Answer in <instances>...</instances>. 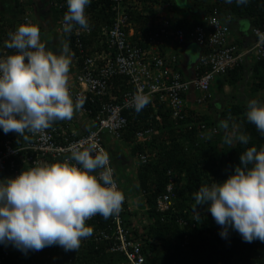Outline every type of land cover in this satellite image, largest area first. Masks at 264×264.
<instances>
[{
	"label": "clouds",
	"instance_id": "9594fccd",
	"mask_svg": "<svg viewBox=\"0 0 264 264\" xmlns=\"http://www.w3.org/2000/svg\"><path fill=\"white\" fill-rule=\"evenodd\" d=\"M40 2L43 5L42 9L46 7L49 10L48 0H40ZM174 2L183 7L188 0H174ZM225 2L231 4L233 0H225ZM235 2L239 6L246 5L249 0H235ZM90 3L91 0H67L63 28L58 27L59 21H57L56 24L50 25V30L54 29L58 34L63 31L68 35L73 34L74 29L90 31L89 19L85 12ZM107 3L111 6L109 0ZM15 9L10 6L6 8L0 2V10L7 13L12 11L10 16L12 19L18 15ZM187 10L190 16L194 12L190 7ZM198 12L201 22L197 24L203 25L205 30L207 29L205 18L209 16H215L227 26V38L236 45L238 51L246 46L249 47L254 41L251 32L253 27L264 29L263 23L252 24L246 14L232 16L230 13L216 12L207 15L202 10ZM158 15H165V12L160 11ZM159 20L154 26L159 24ZM167 22L171 33L159 45V55L161 57L175 55L170 68L179 72L184 79H190L198 63L202 45L188 33L185 34L186 31L176 27L169 19ZM176 30L183 32L181 41L173 35ZM5 39L0 44L2 50ZM144 42L143 47L149 46L148 38ZM187 44L195 46L197 53L194 54L192 64L182 67L180 57L186 52L183 48ZM6 47L15 51L0 58V128L5 134L13 132L27 141L30 136L44 133L58 121L71 120L74 114L83 108L85 100L81 97L73 99L70 91L72 52L67 41L62 42L58 51H55L52 44L41 41L39 26L26 22L20 24L10 34ZM263 57L256 58L253 52L244 55L238 68L240 67L244 73L245 84L248 77L252 80V84L258 80L255 75H251L253 78L246 75L245 68L249 65L252 70L253 64ZM225 73H216L214 76ZM211 82L206 98L199 103L193 100L198 95L193 89L183 94V97L189 101L187 108L192 109L197 106L196 108L201 111L210 101L214 103L216 98L226 97L220 94L212 98ZM230 85L234 87L238 83ZM150 103L155 110L157 105H160L170 114L169 109L157 99L151 101L150 96L144 94H135L128 102V106L136 113H140ZM247 103L245 113L247 121L264 135V103L255 99ZM170 117L174 121V127L181 126V121H184V117L178 121L171 115ZM230 119L229 117L219 120L218 127L226 131L230 127ZM195 120L192 126L186 123L183 126L189 129L196 127L194 130L198 138L207 137L217 130L213 124ZM200 124H204L205 128H201ZM231 127L233 131L226 132L223 142L229 147H233L237 141L247 144L251 137L246 133H239L234 123ZM137 131L145 132L142 137H138ZM137 131L128 146L118 136L113 137L103 132L105 151L95 144L83 150L72 148L69 150L70 156L62 162L34 167L22 171L15 177L1 178L0 243L11 244L9 247L11 256L17 254L16 248L26 253L28 250L40 251L45 247L58 245L65 251H78L81 242L90 236L93 240L101 241L98 239L101 229H96L94 227L96 222L91 221L97 215L104 219L110 218L109 226L113 225V217L119 214L122 222L136 223L133 229L137 230L142 229L141 217L152 220L149 214L144 213L148 208L145 190L138 186L136 174L141 162L139 158L130 155L128 149L132 143L148 140L156 132V128L148 126ZM131 158L134 159L135 169L132 171L129 170ZM125 165L128 166L129 171H124L127 168L124 167ZM169 174L173 177L172 172L168 170L167 179ZM124 175H128L127 182H131L132 178L137 179L138 192L129 191L131 189L123 182ZM162 193L165 192H159L154 199V209L157 212L160 210L156 208V199ZM169 198L171 204L168 208L173 209L170 195ZM194 201V211L197 212V205H209L213 219L221 226L222 237L226 238L231 228L238 232L245 242L251 243L254 240L264 242V148L259 150L255 147L247 148L242 152L240 164L235 166L234 172L223 182L201 186L194 194ZM199 219L197 215L195 220L199 221ZM102 242L105 244V241Z\"/></svg>",
	"mask_w": 264,
	"mask_h": 264
},
{
	"label": "trees",
	"instance_id": "16d2710c",
	"mask_svg": "<svg viewBox=\"0 0 264 264\" xmlns=\"http://www.w3.org/2000/svg\"><path fill=\"white\" fill-rule=\"evenodd\" d=\"M107 1L91 0L86 8L85 12L90 24L89 32L76 36L72 33L65 34L63 31L58 34L61 36L60 43L67 41L72 52L69 82L83 72L85 58L91 55L98 44V39L102 38L99 28L110 22L111 18L114 19V9ZM33 3V0H12V6L16 8L18 15L14 19L10 16L9 18L0 16V43L6 38L2 45L3 50L0 49V58L15 51L7 48L6 44L9 42L10 34L22 23L38 25L41 41L46 43L43 41L45 34L42 22H37L39 19L33 17V11L30 10ZM189 7L194 10L191 16L187 10ZM48 8V16H51L54 25L67 11V0H50ZM200 10L207 15L216 12L230 13L232 16L246 14L252 24L264 25V0H249L246 5L239 6L235 0L231 4L226 3L225 0H188L183 7L178 6L174 0H122L121 2V11L127 20L124 30L125 32L128 29L132 30L127 34V40L138 46L145 45L144 41L155 31L153 28L159 17L163 16L167 21L169 19L187 34L193 29V25L201 22L198 12ZM160 11H164L165 15L159 16ZM75 37L80 41V45L75 42ZM253 65L250 75L258 74L253 90L257 92L260 88L263 91L264 57ZM224 75L228 84L236 85L240 80H244V73L238 66ZM249 81L250 78H246V83ZM91 96L93 95L88 93L83 97L85 103L80 112L92 125L83 128L75 121L66 120L58 121L53 125L66 128L73 137L93 130L96 127L95 113L100 107L101 100H94V96L93 99ZM255 100L264 103L258 100V97ZM247 104L234 99L226 103L221 112L222 116L232 119L239 133H246L251 137L247 144L237 141L233 147L223 142L226 133L218 129L207 137L198 138L194 130L196 127L189 129L183 126L184 123L192 126L195 119L208 124L214 123L209 115L202 110L199 111L197 106L185 109L184 121H181L182 125L178 127L173 126L174 121L168 110L160 105H157L155 110L150 103L140 113H136L133 108L121 109L126 122L119 129L118 138L123 140L126 146L133 141L135 131L148 126L156 128L152 137L145 142L132 143L128 149L130 155L137 158L145 154L136 174L138 186L145 190L148 208L144 213L152 218L150 221L145 217L140 218L143 230L140 234L142 240L140 246L145 254V264H264V242L259 240L245 242L240 234L231 228L224 238L220 235L221 226L213 219L208 204L197 205L198 212L194 211V194L201 186H211L213 183L226 180L234 172L235 166L240 164V156L247 148L255 147L257 150L264 148V135L246 119ZM0 136L9 137L13 145L22 140V137H18L13 132ZM44 159L49 164L64 161L62 158L44 157ZM42 166L45 165L38 164V167ZM168 170L173 175V185L169 193L173 201L171 205L173 209L167 208L157 212L154 209V199L159 192H166ZM197 215L199 221L195 220ZM109 220L110 218L104 219L99 215L91 219L96 222L94 224L96 229L107 228ZM132 234L138 235L137 229H133ZM16 251L17 254L8 258L10 264H112L120 259V255L107 250V243L93 240L91 236L81 242L78 251H65L58 245L48 246L40 251L28 250L25 253L18 248Z\"/></svg>",
	"mask_w": 264,
	"mask_h": 264
},
{
	"label": "built area",
	"instance_id": "2783aa9c",
	"mask_svg": "<svg viewBox=\"0 0 264 264\" xmlns=\"http://www.w3.org/2000/svg\"><path fill=\"white\" fill-rule=\"evenodd\" d=\"M109 1L114 8V19L111 18L110 22L99 28L102 38L98 39V44L91 55L85 58L83 72L69 84L73 99L86 97L90 93L94 100H101L100 107L95 113L96 127L86 134L73 137L66 128L53 125L44 133L30 136L27 141L22 138L14 145L9 137L0 136V180L7 176L15 177L22 171L38 167L41 163L48 165L44 157L65 160L70 156L69 150L72 148L83 150L95 144L104 150L103 132L113 137L119 136V129L126 122L121 109L131 108L128 102L135 94L148 95L151 101L157 99L178 121L184 117V110L189 105L188 99L183 97L185 92L190 89L196 91L198 95L193 100L199 103L206 98L214 74L225 73L235 68L246 54L253 52L256 58L264 56V29L253 27L251 32L254 41L249 47L238 51L236 45L227 38V26L215 16H209L205 18L206 30L203 25L197 24L188 33L202 45V50L192 77L184 79L179 72L170 68L175 55L163 57L159 55L158 47L164 42L161 37H168L171 33L167 20L160 18L159 24L154 26L155 31L148 37L149 46H138L127 40V34L132 30L128 29L127 32L124 30L127 20L121 11L122 0ZM48 2L50 3V0ZM58 27L63 28V16ZM87 32L89 31L74 29L73 35ZM173 35L179 41L184 36L180 30H176ZM74 39L78 45L81 44L77 37ZM200 127L205 128L204 124H200ZM144 132L137 131L136 135L142 137ZM3 134L5 133L0 128V135ZM38 156L41 157L37 158ZM144 157V154L139 156L141 163ZM172 185L173 177L169 174L166 192L156 199L158 210L162 211L170 206L168 194ZM112 222L113 225L101 229L98 236V239L107 243L109 252L120 255V259L112 264H144V253L140 246L142 242L140 234L143 230H137L138 235L133 236L132 230L136 223L122 222L119 214L113 217ZM10 245L0 243V264H7L8 258L11 257Z\"/></svg>",
	"mask_w": 264,
	"mask_h": 264
},
{
	"label": "rangeland",
	"instance_id": "374dc122",
	"mask_svg": "<svg viewBox=\"0 0 264 264\" xmlns=\"http://www.w3.org/2000/svg\"><path fill=\"white\" fill-rule=\"evenodd\" d=\"M181 1H183V0H181ZM33 2L34 3L32 4V7L30 8V10L33 11V14H32L33 17H35L36 19H39V21H37V22H42V26L46 32L50 31V25H53V23H52L51 16L50 15L48 16L49 10L46 7L44 9H42L43 5H42V2H40V0H33ZM27 9H29V8H27ZM5 13H7V12H5ZM10 13H12V11ZM4 15H5L4 12H2L0 10V16L4 17ZM180 52H182V50H180ZM191 54H192V56H194L193 51L191 52ZM251 78H253V77H251ZM222 79H223V83L221 82ZM244 81L245 80H243V82H239L238 85L231 87V85L225 81V75L217 74L214 76V78L211 82V89H210L211 97L214 98V96H216V95L223 94L227 98L226 97H221L219 99L216 98V101L214 103L210 101L209 103H207V106L204 105L205 108L202 109V111H204V113H207L209 115V117L214 122L212 124L215 125L217 127L218 131H220V132L222 131L223 133H226V132L231 133L233 131L231 125L234 122H232V119H230V121H229L230 127L226 131L219 128L217 122L221 119H228L229 118L226 116H222L221 112H222V108H223L225 102L227 101V103H228L231 100H233L234 95H240V97H236V99L239 102H242L244 104H247V102H249L253 99H256L257 97H258V100H262V102H264V96H263L264 94L260 95L259 92L256 93L253 90L252 80H250L247 84H245ZM219 87L221 89H219ZM263 92H264V90L262 91V93ZM129 167H130L131 171L135 170L133 158H131V163H130Z\"/></svg>",
	"mask_w": 264,
	"mask_h": 264
},
{
	"label": "crops",
	"instance_id": "0c3cea01",
	"mask_svg": "<svg viewBox=\"0 0 264 264\" xmlns=\"http://www.w3.org/2000/svg\"><path fill=\"white\" fill-rule=\"evenodd\" d=\"M0 2L6 8H8V6H10L11 8H13V6H12V0H0ZM4 14H5L4 16L7 17V18H9L8 15L9 16L12 15V13L9 14V13H5V12H4ZM43 33L45 34L44 37H43V39H44L43 41H46V43H48V44H52V47L55 49V51H58V49L61 47V44H62V43H60L61 36L58 35V33H56L54 29H51L48 32H46L45 30H43ZM4 39L5 38H3V40ZM48 47H50V50H51V46L49 45ZM183 50H185L186 52L181 54L180 64H181L182 67L183 66L186 67V66H188V65H190V64H192L194 62V56H192L191 52L193 51L194 54H196L197 52L195 50V46L188 45V44L183 48ZM245 72H246V75L252 77L250 75V73H251V67L249 65L245 68ZM257 76H258V74H255V78L256 79L258 78ZM221 82L223 83V79L221 80ZM258 92L260 93V95H263L264 94V92L262 93L261 90H258L256 93H258ZM236 97H240V95H234L233 96V100L234 99L237 100ZM66 121H75L76 124L79 125V127L82 126L83 128L85 126L92 125V123H90V121L88 120V118L82 112H80V111L76 112L71 120H66ZM116 157L118 158L119 156H116ZM122 161H123V159H122ZM124 167H127L124 170L125 172L130 170L127 165H125ZM124 176H125V178L123 179L124 184L128 188H130L132 190V191L131 190H129V191L130 192H138V189H136L137 179L132 178V181L131 182H127L128 175H124Z\"/></svg>",
	"mask_w": 264,
	"mask_h": 264
}]
</instances>
